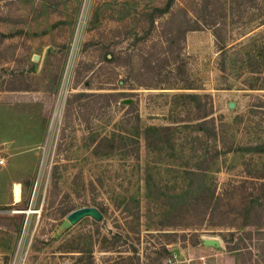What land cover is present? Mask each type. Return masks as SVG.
<instances>
[{
    "label": "rangeland",
    "instance_id": "rangeland-1",
    "mask_svg": "<svg viewBox=\"0 0 264 264\" xmlns=\"http://www.w3.org/2000/svg\"><path fill=\"white\" fill-rule=\"evenodd\" d=\"M168 1L0 0V77L5 73L11 85L37 90L40 54L46 56L44 65L55 71L51 85L44 84L50 87L47 119H54L40 146L31 187L19 202L15 183L12 198L19 203L0 205V264H264V238L255 235V224L264 227V186L251 191L249 185L243 200L237 189L264 164V108L259 107L264 106V73L250 72L252 67L264 71L253 33L258 29L250 31L264 20V0H173L170 12L152 27L149 14ZM237 3L242 5L238 13ZM248 5L254 6L246 10ZM186 20L187 25L195 20L218 23L224 55L218 54L210 30L187 32L183 41ZM107 47L117 55L116 64L103 61ZM246 52L251 61H244ZM219 59L223 70L217 68ZM143 65L161 67L145 76ZM120 80L125 85L118 89ZM183 81L191 89L182 88ZM88 82L90 89L84 86ZM145 82L155 89L141 86ZM119 92L134 95L130 99L138 102V159L123 154L133 147L126 138L115 140V152H92L93 142L113 132L124 137V131L134 133L132 116L122 120L127 108L98 96ZM81 93L87 96L73 98ZM203 110L212 112L215 143L192 126H183L194 124ZM165 125L175 126L163 138L165 144L147 150L143 130ZM204 131L209 133L208 128ZM214 144L225 152L189 187L185 171ZM256 145L260 150L249 149ZM212 189L223 190L222 211L228 216L221 218L231 226H216L219 217L202 215L201 200L194 208L186 205ZM89 206L100 211L101 220L88 216L60 228L68 214L62 216V210ZM192 209L195 216L187 218L186 210ZM187 221L197 227L196 244L190 234L184 242L163 234L181 233L180 227L168 225ZM248 223L254 225L245 226ZM242 227L252 233L251 239L239 242L240 252L229 250L234 242L228 233ZM204 239L218 240L220 246L205 245ZM107 247L113 252L104 253ZM132 248L137 254L132 252V260L121 263L119 251H127L121 254L127 257ZM104 255L111 260L106 262Z\"/></svg>",
    "mask_w": 264,
    "mask_h": 264
},
{
    "label": "trees",
    "instance_id": "trees-1",
    "mask_svg": "<svg viewBox=\"0 0 264 264\" xmlns=\"http://www.w3.org/2000/svg\"><path fill=\"white\" fill-rule=\"evenodd\" d=\"M173 2V0H169L167 2V4L161 8V7H155L151 13L149 14V23L152 27H154V22H156L157 19L162 18L165 14H168L170 12V8H171V3ZM234 4V3H233ZM254 5H248V7L246 8V10L252 9ZM240 7H242V5L240 3H237L236 5V9L238 10L237 13L240 11ZM189 20L184 21V26L182 28V40H185V35L187 32L190 31H203V30H210L215 42H216V47H217V52L218 54H223V47H221L219 45V35L216 33L217 29H218V23H211L210 25H206V22L203 21V23H201L198 20H195L193 23H191L192 25H187ZM202 24H205L202 25ZM255 29H258L257 31H254ZM250 31H254V35L257 36L258 38V43L260 44V50L259 53L263 54L264 57V20H261L259 22H257V24L254 26V28H252ZM157 42V41H155ZM222 56V55H221ZM243 59L245 62L246 59L251 61L252 59L250 58L249 52H246L244 55H242ZM220 58V57H219ZM102 59L105 63L107 64H116L118 61V57L117 55L108 47L105 49V52L102 55ZM248 61V62H249ZM114 66H118V65H114ZM160 67L159 65H143L140 68L141 74L145 75V76H151V74L153 72H158L160 71ZM217 68L219 70H223L224 69V61H222V59H219V63H217ZM259 68V69H258ZM261 67H252V69L250 70V72L252 74H260V73H264V71H261L260 69ZM125 85L124 80H120L119 82V87H117L118 89L123 88V86ZM86 88L90 89V83H85L84 85ZM141 86H144V88L146 89H155V87L153 88L151 86L150 83H141ZM184 89H191V85L186 83V81H183V87ZM254 89V88H251ZM82 94V93H81ZM130 94V93H129ZM82 96H87L85 94L82 95H74L73 98H79ZM100 97H104V98H109L111 99L112 102L114 103H119L121 109H124L125 107L127 109H125L126 111H124L123 114V118L122 120L126 119L129 116H132V118L135 121V126H134V133H128L126 131H124L126 133V136L124 137V135H120V134H116L115 132H113L110 137H103L100 138L99 140L95 141L92 143V152L94 155L96 156H100V155H106V154H110L112 152L116 151V147H115V140L118 138L120 141H123L125 138L128 139L130 142L133 143V147L130 151H128V153H123L126 156H130L133 159H138L139 157V145H138V141L136 140L137 136L140 134V129L138 127V122H139V113H138V102L137 100L133 101L132 99H130L132 96L134 95H128L127 93H123V92H119V93H107V94H101L98 95ZM189 98H198L199 95H185ZM123 98H127L128 101L125 103V101H123ZM111 101L109 103H111ZM124 107V108H123ZM261 109L264 108V106H259ZM264 110V109H263ZM199 111V110H198ZM264 112V111H263ZM132 114V115H131ZM212 114L211 111H204L202 113H199L197 115V117L195 118V123L194 124H186L183 126H192L194 128V130L196 131L197 134H202L207 136L208 139L211 138V140L214 141V143L216 142V125L214 122L213 117H209ZM128 120V118H127ZM189 120H183L182 122H186ZM175 128V126L173 125H165V126H148L146 127L143 132V139H144V143H145V148L147 150L153 149L152 146L155 147H159L160 144H165L167 139H163L164 137H168L169 133ZM205 128H208V134H205L204 130ZM136 137V138H135ZM260 146L256 145V146H251L249 147L250 150H260ZM225 152V149H223L222 147H218L217 145H213L212 146V151L208 153L207 156H202L199 157L198 161L195 163L194 167L190 170L185 171V174L188 178V181L190 182L189 187H192V179L194 177H198L201 174H203V172L208 168L209 163L212 162L214 159H217L219 156H221L223 153ZM145 187L147 189V191L151 190V184H150V175L149 173L146 171V175H145ZM251 186V191H256V189H260L264 186V164L263 166L257 170L256 172H254V175L249 176L247 179H243L238 183L237 189L239 190L240 194V198L243 200L245 197V191L248 190V186ZM191 198V197H190ZM261 200L264 201V191H263V195L260 197ZM190 200V199H189ZM201 200V203L203 202L204 206V211H200L202 215H206L207 213H209V215L216 216L219 217V221L216 223V226L219 227H227V226H231L230 224L225 223L224 221H222V218H225L228 216V212L226 210L222 211V205H223V201L225 200V196L223 194V190L217 191L214 189L209 190V191H202L201 194H197V197H193L190 201H188V203H186V205L188 207L194 208L196 204L199 203V201ZM262 205V204H261ZM72 209H66V210H62L61 214L62 216H65L67 213H69ZM194 209L192 210H186V215L187 218H193L195 216V213L193 212ZM170 212V211H169ZM176 212V211H174ZM170 214V213H169ZM199 216V215H198ZM137 217H138V212H137ZM222 217V218H221ZM248 225H254V224H245V226ZM163 226H167V225H163ZM168 226H170L173 229H176L178 227H180V229L182 230L181 233H163L165 236H173L174 239H172L173 242L175 241H181L184 242L185 237L187 236V234H190V236H192L193 241L192 244H196L198 242V235L197 232H194V230L197 227H193L192 222H186L182 225H176V224H169ZM256 230H255V235L257 237V239H261L264 238V231L262 230L263 225L261 224H255ZM188 229H192V232H187L186 230ZM137 233H139V230H137ZM172 234V235H171ZM238 235V239L234 240V236ZM252 233L251 232H246L244 231V227L241 228V230L236 231L235 232H229L228 233V240H230L231 242H234L232 244L231 247H228L229 250L231 251H237L240 252L241 250H243L241 247V245L239 244V242L245 240V239H251ZM163 250L165 252H167L169 255H172L171 251L168 249H165V247L163 248ZM104 253H111L113 252L111 247H107L103 249ZM120 255H118V259L120 260L121 263H125L126 261H131L132 260V252H135V254H137V251L132 248L131 253H127L129 255H126L127 257H124V254L122 252H127V251H119ZM258 254H260V252L258 251ZM107 257L105 258L106 262H109L111 260L109 255H104ZM119 262V263H120ZM117 264V263H114Z\"/></svg>",
    "mask_w": 264,
    "mask_h": 264
},
{
    "label": "crops",
    "instance_id": "crops-1",
    "mask_svg": "<svg viewBox=\"0 0 264 264\" xmlns=\"http://www.w3.org/2000/svg\"><path fill=\"white\" fill-rule=\"evenodd\" d=\"M36 59L37 90L25 84L11 85L10 79H5V73L0 77V159L4 163L0 166V205L18 204L30 189L38 147L45 133L48 115L46 94L55 71L52 65H44L45 55H37ZM46 83L48 86L44 87ZM15 183L20 185L17 203L12 198Z\"/></svg>",
    "mask_w": 264,
    "mask_h": 264
},
{
    "label": "water",
    "instance_id": "water-1",
    "mask_svg": "<svg viewBox=\"0 0 264 264\" xmlns=\"http://www.w3.org/2000/svg\"><path fill=\"white\" fill-rule=\"evenodd\" d=\"M229 107H233V103H230ZM88 216L92 217L96 221H99L102 218L100 211L96 209L95 207H91V206L81 207V208H78V209H75L69 212L66 215L65 219L62 221L60 228L68 229L71 225L76 224L79 220H81L84 217H88ZM203 243L209 246H215V247L220 246V242L218 240L204 239ZM174 253L176 255H179V251L176 249H174Z\"/></svg>",
    "mask_w": 264,
    "mask_h": 264
},
{
    "label": "built area",
    "instance_id": "built-area-1",
    "mask_svg": "<svg viewBox=\"0 0 264 264\" xmlns=\"http://www.w3.org/2000/svg\"><path fill=\"white\" fill-rule=\"evenodd\" d=\"M53 115V114H52ZM55 115L57 116V113L55 112ZM54 119V116H51V117H49L48 119H47V124H46V128H45V133H44V137H43V140H42V142H41V144H40V146H43V142H44V139L46 138V136H47V129H48V124H49V122L50 121H52ZM49 130V129H48ZM38 147V152H39V149L41 148V147ZM42 149V148H41ZM39 156V155H38ZM4 163H3V160L2 159H0V166H2Z\"/></svg>",
    "mask_w": 264,
    "mask_h": 264
},
{
    "label": "bare ground",
    "instance_id": "bare-ground-1",
    "mask_svg": "<svg viewBox=\"0 0 264 264\" xmlns=\"http://www.w3.org/2000/svg\"><path fill=\"white\" fill-rule=\"evenodd\" d=\"M14 197H15V201H18L20 199V185L18 183H16L14 186Z\"/></svg>",
    "mask_w": 264,
    "mask_h": 264
}]
</instances>
